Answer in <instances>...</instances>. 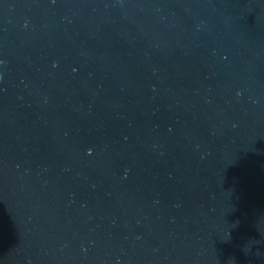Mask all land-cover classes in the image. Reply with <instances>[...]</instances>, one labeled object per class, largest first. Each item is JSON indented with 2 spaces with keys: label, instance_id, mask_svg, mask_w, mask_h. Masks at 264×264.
<instances>
[{
  "label": "water",
  "instance_id": "1",
  "mask_svg": "<svg viewBox=\"0 0 264 264\" xmlns=\"http://www.w3.org/2000/svg\"><path fill=\"white\" fill-rule=\"evenodd\" d=\"M0 264H264V0H0Z\"/></svg>",
  "mask_w": 264,
  "mask_h": 264
}]
</instances>
